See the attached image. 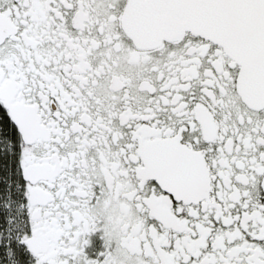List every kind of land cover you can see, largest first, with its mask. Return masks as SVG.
Wrapping results in <instances>:
<instances>
[{"label": "snow or ice", "instance_id": "1", "mask_svg": "<svg viewBox=\"0 0 264 264\" xmlns=\"http://www.w3.org/2000/svg\"><path fill=\"white\" fill-rule=\"evenodd\" d=\"M0 264H264V0H0Z\"/></svg>", "mask_w": 264, "mask_h": 264}]
</instances>
